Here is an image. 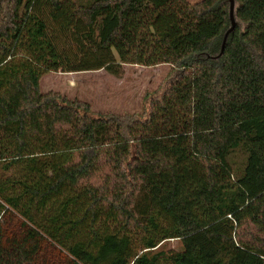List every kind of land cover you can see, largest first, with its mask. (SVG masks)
<instances>
[{"label":"trees","instance_id":"16d2710c","mask_svg":"<svg viewBox=\"0 0 264 264\" xmlns=\"http://www.w3.org/2000/svg\"><path fill=\"white\" fill-rule=\"evenodd\" d=\"M227 1L0 0V264H264V0L213 58ZM124 64L170 65L141 114L41 90Z\"/></svg>","mask_w":264,"mask_h":264},{"label":"rangeland","instance_id":"374dc122","mask_svg":"<svg viewBox=\"0 0 264 264\" xmlns=\"http://www.w3.org/2000/svg\"><path fill=\"white\" fill-rule=\"evenodd\" d=\"M195 3L199 0H188ZM238 2L236 0V6ZM229 9V1H227ZM214 56V55H213ZM169 64L143 66L124 64L123 73L116 76L105 69L83 72H49L42 77L41 90H55L70 99H79L91 104L96 112L102 113H143L145 96L155 91L167 76ZM14 170L0 168V176L7 177ZM3 220H0V225ZM161 248L166 250H181L182 244L178 239L165 241ZM58 264L57 255L46 251L40 262ZM45 262V264H46Z\"/></svg>","mask_w":264,"mask_h":264},{"label":"water","instance_id":"95a60500","mask_svg":"<svg viewBox=\"0 0 264 264\" xmlns=\"http://www.w3.org/2000/svg\"><path fill=\"white\" fill-rule=\"evenodd\" d=\"M229 1V19H230V26L229 28L225 31L223 41H222V47L221 51L218 55L216 56H211L213 58H218L222 56L224 49L226 47V43L228 41L229 35L234 32L236 29V26L238 25V20L236 17V0H228ZM210 57V55H209Z\"/></svg>","mask_w":264,"mask_h":264}]
</instances>
